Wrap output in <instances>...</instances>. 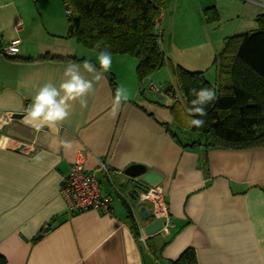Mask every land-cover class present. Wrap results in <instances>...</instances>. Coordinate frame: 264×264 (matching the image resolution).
<instances>
[{"label":"crops","instance_id":"crops-1","mask_svg":"<svg viewBox=\"0 0 264 264\" xmlns=\"http://www.w3.org/2000/svg\"><path fill=\"white\" fill-rule=\"evenodd\" d=\"M52 1L60 8L59 0ZM165 1L171 8L170 25L182 10L189 17L190 5L196 16L189 19L196 25L199 20L202 33V39L188 49L178 48L181 37L175 30L170 32L164 41L167 59L204 77L214 69L213 60L226 39L257 31V19L264 16V0ZM32 3L40 9L44 0H0L7 6L0 12V49L15 37L21 39L18 54L0 53V255L5 264H160L159 260H176L187 248L194 249L198 264H264V148L210 150L205 177L200 168L202 149L180 147L160 124L168 125L170 115L158 116L145 106L154 104L143 86L139 92L137 79L130 81L133 98L115 119L110 117L114 94L109 76L116 88L123 78L121 68L95 82L86 108L73 104L58 132L47 127L37 132L24 122L25 110L39 88L49 82L59 87L70 62L13 58L76 57L79 50L60 43L66 36L53 29L61 25H30L20 6L27 5V12ZM211 7L219 20L207 23L203 11ZM18 19L24 22L19 34L14 31ZM225 25H231L227 33ZM136 64L132 63L134 69ZM63 141L71 148L65 149ZM79 152L85 154V169L96 174L102 192L113 198L110 215L68 211L61 188ZM102 162L110 167V177L100 171ZM134 164L162 176L167 206V227L151 236L145 235L144 226L152 219L141 221L139 203L135 206L144 240L135 235L117 193L127 198L134 191L135 182L124 175Z\"/></svg>","mask_w":264,"mask_h":264},{"label":"trees","instance_id":"trees-1","mask_svg":"<svg viewBox=\"0 0 264 264\" xmlns=\"http://www.w3.org/2000/svg\"><path fill=\"white\" fill-rule=\"evenodd\" d=\"M62 1L67 16L65 38L92 53L93 45L97 41H103L104 45L110 46L109 50L113 56L134 58L137 61L135 74L140 93L144 81L169 64L183 100L166 106L177 132L171 130L170 125L160 124L166 127L181 148L202 149L200 168L205 177L208 176L207 152L210 150L264 148V16L257 19L259 27L257 31L226 39L222 51L215 56L212 63L216 71V81L212 84L202 72H193L174 65L169 60L166 61L154 30L165 0ZM203 17L207 23L219 20L215 7L205 9ZM13 60L81 62L85 58H60L45 54L37 58ZM109 81L114 94L116 83L113 76H109ZM202 88L215 89L217 99L205 106L207 111L206 117H203L205 126L200 129H189L186 120L190 117L191 101L195 99L193 90L199 91ZM169 90L173 91L172 88ZM152 103L154 104L153 101ZM178 134L184 136L195 134L197 137L187 142L180 140ZM133 189L126 200L121 199L131 227L135 235L139 236L135 212L131 211L127 203L134 207L138 204L136 190ZM159 262L198 264L192 248L185 249L176 260ZM5 263V259L0 255V264Z\"/></svg>","mask_w":264,"mask_h":264},{"label":"clouds","instance_id":"clouds-1","mask_svg":"<svg viewBox=\"0 0 264 264\" xmlns=\"http://www.w3.org/2000/svg\"><path fill=\"white\" fill-rule=\"evenodd\" d=\"M109 48L110 46L104 45L103 41H97L92 48L96 55V63L91 60H83L81 63L70 62L63 72L64 79L59 87L50 82L40 87L25 110L24 122L37 132L45 127L58 132L62 123L70 116L75 102L79 103L81 109L86 108L87 96L95 91V82L103 80L104 74L112 67L113 54ZM85 73L90 75L91 79L86 78ZM193 92L195 99L191 101L190 117L186 123L189 129H200L205 126L203 119L207 115L205 106L215 101L217 94L212 88H202ZM130 100L129 89L124 85L117 86L109 112L110 117L115 119L121 107L126 106ZM62 144L65 149L71 148L70 142L63 141ZM34 159L38 162L40 156Z\"/></svg>","mask_w":264,"mask_h":264},{"label":"rangeland","instance_id":"rangeland-1","mask_svg":"<svg viewBox=\"0 0 264 264\" xmlns=\"http://www.w3.org/2000/svg\"><path fill=\"white\" fill-rule=\"evenodd\" d=\"M31 1V0H30ZM60 1V8H57V6L54 4L52 0H44V5L40 7V9H37V7L33 6L34 4H31L30 11H25L27 5H22L20 6L21 13L23 16L27 17V21L29 20L30 25H61V27L53 29L56 34H63L64 36L67 35V16H66V7L64 4L62 5L61 0ZM170 1V0H169ZM46 5L47 8H46ZM3 7L0 9V12L6 9V5H2ZM62 7V8H61ZM189 11L186 13L189 17L196 16V12L193 9V6H188ZM40 10V11H39ZM171 8L169 7V2L164 1V6L163 10L161 12V17L159 18L158 25H159V40H160V47L162 52L167 51V44L164 43L166 41L167 37H169V33L171 32L172 34L174 33V30L180 35L181 38L177 39L176 43L178 48H185L187 47L188 49H192V46L197 43V40L202 39V33H201V24L198 20V25H196V22H192L189 17L185 16V11L182 10V13H178V16L175 20V23L173 25H170V12ZM229 16H232V12L227 13ZM180 17V18H179ZM179 18V19H178ZM181 19V20H180ZM21 20L23 25L24 22L22 19ZM17 22V21H16ZM16 25V23H14ZM203 27V26H202ZM231 25H225V32L227 33L228 30L230 29ZM60 43H63L65 45H69L71 47H76L79 50L74 53V56L78 58H85L87 60H91L93 63H96V55L95 53L89 52L87 50H83L76 42L70 40V39H65L64 41H61ZM34 47H37V43L34 45ZM164 48V49H163ZM177 49V47H175ZM165 51V58L166 61L167 59V54ZM164 54V52H163ZM124 59V62L117 63V59ZM119 61V60H118ZM136 60L134 58H130L127 56H113V61H112V67L109 70V72L113 73L114 71L118 70V68H121L123 73V78L120 81V85H124L131 90L132 86V80L136 81V76H135V69L132 66V63L134 64ZM117 64H119L117 66ZM174 65H177L175 63H172ZM190 70V69H189ZM115 73V72H114ZM216 74L215 70L211 69L208 70L205 74V78L210 82L214 83L216 81ZM122 77V76H121ZM153 77V78H151ZM150 78L146 79L143 83V92H145V96L147 97L148 95L151 96L152 101L154 102V105H157L156 107L154 105L146 103L145 106L149 110H155L158 116L163 115L166 117H169L168 111L166 109V106L168 104H174L175 102L169 98H166L162 94L165 93V91L169 90V88L173 89V92L176 93L178 97V101L182 102L181 94L176 86V83L173 79V76L170 72V66L169 64H166L161 70L158 72L154 73ZM131 81V83H130ZM152 81V82H151ZM116 83V82H115ZM154 86L157 89V92H154L153 94L150 93L149 89L150 86ZM131 98L132 95H131ZM170 118V117H169ZM168 125H170V129L173 130L175 133L177 132L172 124L171 118L167 119ZM180 140L182 141H189L191 139H196V135H187L184 136L183 134H178ZM102 184L105 187H108V184L106 181H103L101 179Z\"/></svg>","mask_w":264,"mask_h":264},{"label":"built area","instance_id":"built-area-1","mask_svg":"<svg viewBox=\"0 0 264 264\" xmlns=\"http://www.w3.org/2000/svg\"><path fill=\"white\" fill-rule=\"evenodd\" d=\"M1 8L2 5H0V9ZM160 17L161 14L159 18ZM159 18L154 25V30L158 38L160 37V27L158 25ZM22 30L23 23L18 20L14 27V31L19 34ZM20 43L21 39L19 37L13 38L2 49H0L1 55L5 57L15 56L19 52ZM150 90L152 92H157V89L152 85L150 86ZM162 95L173 100L175 103L179 100L176 93L172 90H167ZM99 169L104 175L110 177L111 169L106 163H100ZM112 172L123 175V172H117L115 170ZM132 181L135 182L134 184H137V186H135V188H137V203L149 204L151 206V219L162 221L165 229L168 225V214L162 187L160 185L149 187L142 183L138 178H135ZM139 185L140 187H138ZM61 193L66 198L67 208L71 213L80 214L89 211H100L107 215L111 214V203L113 198L111 195L102 192V187L96 174L85 169V154L83 152L77 154L74 163L71 165L69 174L62 185ZM118 194L120 198L126 200L122 194ZM127 203L131 211L133 213L135 212L134 215L136 216L135 207L131 203ZM138 230L140 240H144L139 226Z\"/></svg>","mask_w":264,"mask_h":264},{"label":"water","instance_id":"water-1","mask_svg":"<svg viewBox=\"0 0 264 264\" xmlns=\"http://www.w3.org/2000/svg\"><path fill=\"white\" fill-rule=\"evenodd\" d=\"M20 117L19 114H14V118ZM124 175L135 179L138 178L142 183L149 187H154L162 184L163 178L160 174L154 171H147L146 167L140 164H134L128 166L124 170ZM138 218L141 221H147L151 218V210L145 203H139L136 206ZM163 226V222L160 220H152L144 226V233L147 236L158 233Z\"/></svg>","mask_w":264,"mask_h":264}]
</instances>
